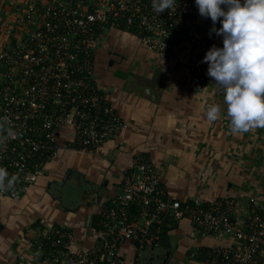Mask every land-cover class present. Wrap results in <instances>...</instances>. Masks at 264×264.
I'll list each match as a JSON object with an SVG mask.
<instances>
[{
  "label": "built area",
  "instance_id": "2783aa9c",
  "mask_svg": "<svg viewBox=\"0 0 264 264\" xmlns=\"http://www.w3.org/2000/svg\"><path fill=\"white\" fill-rule=\"evenodd\" d=\"M18 13L24 29L0 46V168L8 173L1 198L22 199L63 151L94 153L127 128L101 91L96 71L99 44L109 33L132 35L164 58L185 44L189 77L224 95L201 62L212 46L223 47L222 37L210 32L213 22L199 14L195 0H176L162 13L153 0H27ZM135 169L139 176H124L121 192L100 203L94 245L73 253L72 235L53 227L39 243L47 248L42 264H128L122 245L139 258L160 248L183 219L203 235L232 240L212 252L209 264H258L264 253V206L258 199H249L239 225L233 221L235 201L170 199L157 165L142 162Z\"/></svg>",
  "mask_w": 264,
  "mask_h": 264
},
{
  "label": "crops",
  "instance_id": "0c3cea01",
  "mask_svg": "<svg viewBox=\"0 0 264 264\" xmlns=\"http://www.w3.org/2000/svg\"><path fill=\"white\" fill-rule=\"evenodd\" d=\"M26 2L0 0V46L11 44L24 29L18 11ZM184 51L185 44L181 53L164 58L132 35L104 37L96 57L100 89L127 128L94 153L63 151L22 199L0 197V264H42L46 251L39 243L53 227L72 235L73 253L91 248L100 203L121 192L124 176H139L135 165L142 162L159 167L170 199L235 201L233 221L239 225L251 197L264 206V128L232 134L224 95L189 77ZM155 70L168 78L157 103L126 88L127 75L150 78ZM213 104L222 112L210 122L206 113ZM165 238L160 248L146 249L139 258L126 244L122 254L128 264L136 259L140 264H209L214 250L232 244L224 235H203L187 219L175 223ZM258 264H264V253Z\"/></svg>",
  "mask_w": 264,
  "mask_h": 264
},
{
  "label": "clouds",
  "instance_id": "9594fccd",
  "mask_svg": "<svg viewBox=\"0 0 264 264\" xmlns=\"http://www.w3.org/2000/svg\"><path fill=\"white\" fill-rule=\"evenodd\" d=\"M175 3L153 0V7L162 13ZM195 5L213 22L210 32L222 37L223 47L212 46L201 62L208 64L207 75L223 90L231 133L264 128V0H195ZM221 112V106L213 104L207 119L214 122ZM7 175L0 168V185Z\"/></svg>",
  "mask_w": 264,
  "mask_h": 264
},
{
  "label": "water",
  "instance_id": "95a60500",
  "mask_svg": "<svg viewBox=\"0 0 264 264\" xmlns=\"http://www.w3.org/2000/svg\"><path fill=\"white\" fill-rule=\"evenodd\" d=\"M167 76L155 70L150 78H143L133 74L125 77L127 89L134 90L141 98L157 103L167 82Z\"/></svg>",
  "mask_w": 264,
  "mask_h": 264
},
{
  "label": "trees",
  "instance_id": "16d2710c",
  "mask_svg": "<svg viewBox=\"0 0 264 264\" xmlns=\"http://www.w3.org/2000/svg\"><path fill=\"white\" fill-rule=\"evenodd\" d=\"M165 236H166V235H165ZM165 240H166V238H165ZM45 251H47V248H45ZM45 251H44V252H45ZM44 254H45V253H44Z\"/></svg>",
  "mask_w": 264,
  "mask_h": 264
},
{
  "label": "rangeland",
  "instance_id": "374dc122",
  "mask_svg": "<svg viewBox=\"0 0 264 264\" xmlns=\"http://www.w3.org/2000/svg\"><path fill=\"white\" fill-rule=\"evenodd\" d=\"M139 44V43H138Z\"/></svg>",
  "mask_w": 264,
  "mask_h": 264
}]
</instances>
